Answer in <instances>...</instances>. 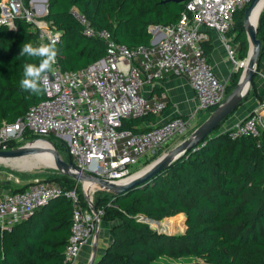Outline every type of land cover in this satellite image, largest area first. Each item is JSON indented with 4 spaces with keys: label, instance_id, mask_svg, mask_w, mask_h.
Listing matches in <instances>:
<instances>
[{
    "label": "trees",
    "instance_id": "1",
    "mask_svg": "<svg viewBox=\"0 0 264 264\" xmlns=\"http://www.w3.org/2000/svg\"><path fill=\"white\" fill-rule=\"evenodd\" d=\"M47 3L48 12L43 18L61 31L57 57L61 68L69 72L84 69L106 54V42L83 33L82 24L71 12L73 7L84 13L93 26L108 30L118 43L129 48L150 45V27L176 24L185 7L184 3L166 0ZM246 7L235 12L229 31L239 30L241 60L249 47L243 26ZM15 25H0V128L5 122L13 123L23 117L31 105L46 97L45 93L37 96L21 89L24 64H38V60L20 56L21 47L23 43L40 42L31 23L16 19ZM258 38L259 70L264 55V10ZM209 51L210 48L206 53ZM242 71L240 68L231 74L228 94L239 82ZM253 96L262 99L255 81L243 102ZM216 108L207 110V116ZM149 115L126 119L124 126L144 131L138 125ZM47 139L55 143L60 140L54 135ZM60 141L68 152L66 144ZM8 145L14 148L15 140ZM68 160L73 161L69 152ZM48 181L64 188H73L77 183L63 174ZM29 185L12 191L24 190ZM78 189L87 206L80 183ZM93 199L95 207L104 208L102 220L114 224L111 242L91 264H152L162 257H197L205 264H264V131L257 137L241 135L232 139L221 125L146 183L121 194L97 191ZM57 205L65 207L55 210ZM180 214L185 215L187 229L179 234L158 232L145 221H161ZM71 224L72 204L62 195L13 226H0V264H64Z\"/></svg>",
    "mask_w": 264,
    "mask_h": 264
},
{
    "label": "built area",
    "instance_id": "2",
    "mask_svg": "<svg viewBox=\"0 0 264 264\" xmlns=\"http://www.w3.org/2000/svg\"><path fill=\"white\" fill-rule=\"evenodd\" d=\"M251 0H185L176 24L152 25L154 41L150 45L129 48L118 43L106 29L93 26L86 15L73 7L71 12L82 24L83 33L106 42V54L78 71H64L58 61L50 73L46 97L29 107L26 114L0 128V149L8 150L10 140L26 134L48 140L54 135L62 140L81 171L115 183L128 182L138 171L134 165L147 155L152 157L171 141L184 136L196 125L204 111L222 105L228 96V81L221 80L212 69L204 42L207 31H215L225 46L228 59L238 68L232 39L235 12ZM47 1L1 0L0 25L15 28L16 19L31 23L39 42L60 40L61 31L44 19ZM165 75L185 76L197 94L198 104L186 116L176 115L144 131L124 126L126 119L160 114L167 103L150 101L142 93ZM165 97V95H164ZM232 139L241 135L260 136L264 131V102L243 121L226 129ZM15 148V147H14ZM151 157V158H152ZM73 188L35 177L24 190L0 196V226L11 227L31 216L52 198L64 196L72 204L71 234L65 249L64 264H75L82 248L95 241L104 215L103 207H92L93 193L81 181ZM19 182V181H18ZM81 184L87 206L79 193ZM85 186V188H84ZM90 195V198H89Z\"/></svg>",
    "mask_w": 264,
    "mask_h": 264
},
{
    "label": "crops",
    "instance_id": "3",
    "mask_svg": "<svg viewBox=\"0 0 264 264\" xmlns=\"http://www.w3.org/2000/svg\"><path fill=\"white\" fill-rule=\"evenodd\" d=\"M152 35L153 42L154 34L152 33ZM207 35L208 39L204 42V45L205 51L210 48V51L207 53L208 61L216 75L221 80L229 81L231 74L237 70L234 68L232 61L228 59L225 46L219 35L212 30L207 31ZM237 35V32L229 33L228 37L235 42L234 47L239 55L238 59L241 60V46L240 41H237ZM254 81L256 83L257 91L262 99L253 96L242 102L236 112L222 124L223 130L232 128L238 122L243 121L259 104L264 102V55L261 59L260 70L257 72ZM142 93L145 94L150 101L155 99L165 101L167 103V107L160 114H150L144 121H142V123L138 125L139 129H147L176 115L186 116L195 110L198 104L197 94L190 86L185 76L165 75L164 78L159 81L153 82L152 84H146L143 87ZM206 112L207 111L202 112L197 120L199 121V119L202 120V118L207 117ZM18 187L19 186L12 183L11 180H4L0 176V196ZM64 207V205H57L54 209L61 210ZM113 224V222L105 220L100 222L99 228L96 232L97 240L95 239L96 241H90L82 248L75 264H89L94 255V259L101 257L112 240L110 232Z\"/></svg>",
    "mask_w": 264,
    "mask_h": 264
},
{
    "label": "water",
    "instance_id": "4",
    "mask_svg": "<svg viewBox=\"0 0 264 264\" xmlns=\"http://www.w3.org/2000/svg\"><path fill=\"white\" fill-rule=\"evenodd\" d=\"M47 1V0H45ZM185 0H166V2H175V3H183ZM261 0H251L249 4H247L244 19H243V26L246 32L248 41L250 43L248 57V64H242L238 69L242 66L244 67L240 80L234 89L228 94L226 101L219 105L214 111L210 113L207 119L201 123L198 127L193 130V132L186 137L183 141L178 143L176 146L171 148L169 151L161 155L158 159L151 162L149 165L144 167L143 169L139 170L128 182L125 183H115L103 178L89 175L80 169H78L71 160L66 161L60 154V152L55 148L52 147L50 151L53 153L54 157V167L55 169L59 170L63 175H67L75 180L81 181L83 185L86 182H89L93 187H97L101 191L108 192L111 194H121L126 190L142 185L149 181L152 177H154L157 173L161 170L168 167L172 164L175 160L180 158L188 149L195 146L198 142H200L205 136L210 134L214 129L221 126L231 115H233L239 106L242 104L243 99L249 93L253 86L254 77L258 72V65L260 61V51H261V40L258 38V23L256 26L252 25L249 20L251 13L255 10ZM48 8V4H47ZM264 9L260 11L259 17ZM258 17V21H259ZM252 44H253V51H252ZM244 62V61H243ZM39 139L35 140L38 141ZM33 141V142H35ZM43 141H47L51 143L49 140L43 139ZM31 142V143H33ZM53 146V143H51ZM40 149L37 147H31L28 145L20 146L11 148L8 150H1L0 149V156L2 157H23L28 156L34 153L39 152ZM92 187V186H90ZM92 187V188H93ZM85 188V186H84ZM90 189V188H89ZM88 194L90 193V190ZM90 198V195H89ZM91 206L94 207V203L90 198ZM152 219L145 218V221L151 225L153 230L158 232H162V230L158 229L157 227L151 224ZM186 223V219L184 220ZM166 232V231H164ZM97 240V236H96ZM95 240V241H96ZM95 255L92 258L93 262Z\"/></svg>",
    "mask_w": 264,
    "mask_h": 264
},
{
    "label": "rangeland",
    "instance_id": "5",
    "mask_svg": "<svg viewBox=\"0 0 264 264\" xmlns=\"http://www.w3.org/2000/svg\"><path fill=\"white\" fill-rule=\"evenodd\" d=\"M259 21H260V17H259ZM259 21H258V26H259ZM238 32H239V30H237V33ZM232 45L233 46L235 45L234 41H232ZM249 46H250V43H249ZM248 51H249V47H248ZM248 51H247V54H246L245 58L243 59L244 62H245L246 58L248 57ZM241 68L244 69L243 66ZM207 117L202 118V120L199 119V121L197 120V123H196V125H194L192 130L190 129L186 135L181 136V137L171 141L169 145H167L166 147L162 148V150H160L153 157L150 154L145 156V157H143L141 159L140 163L134 165L133 169L134 170H138V169L141 170L144 167H146L147 165H149L151 162H153L156 159H158L159 157H161V155H163L164 153L169 151L171 148L176 146L178 143L183 141L186 137H188L193 132V130H195L196 127H198L201 123H203L207 119ZM37 139H39V138L36 137V136H30V135L26 134L20 140H15V147L28 145L29 143H31V142H33V141H35ZM49 141L51 143H53V147H55L60 152L61 156L66 161H68V152L65 151L61 147V145L59 143L61 141L58 140V141H56V143L52 142L51 140H49ZM41 153H45V151L43 150ZM26 159L34 160L36 158L29 155V157H27V158L25 157L23 159H20L19 161H24ZM13 162H17V161H13ZM60 175H62V173L59 170L53 168L52 166L51 167L42 166V167H39V168H34L32 170H28V169L26 170V169L15 168L12 165L7 164L5 162H0V176H1V178L4 179V180H11L12 183H14V184H16L18 186H25L30 181H32L33 178H35V177H42L43 179L49 180V178H51L53 176H60ZM97 191L100 192L101 190L100 189H96V191L92 195L93 197L96 195ZM166 220L168 221V218H165V219H163L161 221H159V220H154V221L167 222ZM184 220H185V215L184 214L177 215L174 219L169 220V224L168 225H171V229L170 230L167 231V230H163L162 228H158V229L162 230L163 233H170V234L183 233L187 229V225H186ZM164 231H166V232H164ZM152 264H205V262L202 259H199L197 257H183V258L162 257V258L158 259L157 261H155Z\"/></svg>",
    "mask_w": 264,
    "mask_h": 264
},
{
    "label": "clouds",
    "instance_id": "6",
    "mask_svg": "<svg viewBox=\"0 0 264 264\" xmlns=\"http://www.w3.org/2000/svg\"><path fill=\"white\" fill-rule=\"evenodd\" d=\"M19 55L38 60V64H24L23 77L20 80L21 89L37 96L48 92L50 73L53 72L54 65L57 62V40L50 39L48 42L38 44L23 43Z\"/></svg>",
    "mask_w": 264,
    "mask_h": 264
},
{
    "label": "bare ground",
    "instance_id": "7",
    "mask_svg": "<svg viewBox=\"0 0 264 264\" xmlns=\"http://www.w3.org/2000/svg\"><path fill=\"white\" fill-rule=\"evenodd\" d=\"M264 6V0H261L260 3L258 4V6L255 8V10L251 13L249 20L252 23V25L256 26L258 23V17L260 14V11L262 10ZM252 51H253V44H252ZM243 64L247 65L248 64V60H245V62H243ZM28 146L31 147H37L40 149V151L38 153H34L31 154L30 156L35 157L36 159L31 160V159H26L24 161H19L20 159L23 158H27L28 156H23V157H2L0 156V162H5L7 164L12 165L15 168L18 169H28V170H32L34 168H39L42 166H46V167H54L55 163H54V157H53V153L50 151V149L53 147L51 143L47 142V141H43V140H38L35 141L33 143H29ZM45 151V153H41L42 151ZM52 155V156H51ZM51 156V157H50ZM13 161H17V162H13ZM137 175V174H135ZM134 175V176H135ZM85 186L87 189L92 188L93 185H91L89 182L85 183ZM92 186V187H90ZM175 217H171L168 218L167 222H158V221H154L151 220V224L157 228H162L163 230H170L171 229V225L169 224V220L174 219Z\"/></svg>",
    "mask_w": 264,
    "mask_h": 264
}]
</instances>
